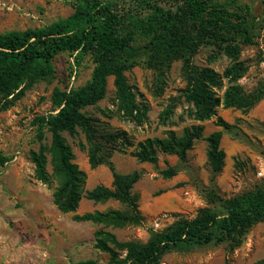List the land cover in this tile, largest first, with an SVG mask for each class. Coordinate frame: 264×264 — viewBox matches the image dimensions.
I'll return each mask as SVG.
<instances>
[{"label":"trees","instance_id":"trees-1","mask_svg":"<svg viewBox=\"0 0 264 264\" xmlns=\"http://www.w3.org/2000/svg\"><path fill=\"white\" fill-rule=\"evenodd\" d=\"M264 3V0H259ZM72 11L39 27L0 32V110L8 109L34 83L48 80L55 74L53 60L62 53L74 56L79 67L85 57L93 63L89 79L68 89L55 88L52 93L54 111L37 116V150H30L35 176L45 184L57 180L53 203L61 212H74L83 196L94 202L114 199L124 209L94 210L75 215L79 221L108 223L115 226L139 225L143 216L139 195L133 186L138 171L119 173L108 159L111 151L126 152L139 162H157V152L175 154L186 159L187 150L201 137L202 125L185 127L181 135L167 131L165 137H147L136 144L125 130L111 129L89 116L83 109L95 105L107 92V79L113 77L118 112L135 123L145 117L126 71L137 63L157 73V78L172 61H183L186 80L182 95L190 102L195 120L216 115L217 107H231L248 112L264 98V82L246 90L238 80L249 68L240 59L244 45L255 43L258 17L250 4L240 0H68ZM229 58L219 74L210 66H194L193 56L203 46ZM216 56H211L212 60ZM227 81L222 97L217 89ZM175 102L159 114L165 123L173 114ZM214 124L229 130L232 124L217 116ZM80 128L88 143L87 158L91 168L108 164L111 186L96 185L83 189L86 173L74 161V154L63 132L75 134ZM50 132L49 145L42 143L44 131ZM222 132L214 130L205 137L207 163L212 175L221 172L225 152L220 147ZM48 155L52 174L47 171ZM10 157L0 153L1 167ZM173 176L176 169L162 170ZM217 207L199 208L193 217L179 216L160 230H151L145 242L119 241L104 229L94 230V247L109 255L112 264H161L162 256L173 250H191L209 243H227L231 252L241 245L254 224L264 221V180L250 189L219 198ZM71 264H100L94 259ZM227 264V261L224 262ZM251 264H264V258Z\"/></svg>","mask_w":264,"mask_h":264},{"label":"rangeland","instance_id":"rangeland-1","mask_svg":"<svg viewBox=\"0 0 264 264\" xmlns=\"http://www.w3.org/2000/svg\"><path fill=\"white\" fill-rule=\"evenodd\" d=\"M250 4L258 25L255 43L244 45L240 59L247 60L249 68L238 82L246 90L264 82V3L259 0H240ZM72 11L68 0H0V32L39 27ZM216 57L212 60L211 56ZM74 56L68 52L53 60L55 74L41 80L8 109L0 110V153L10 157L0 170V264H71L94 259L100 264L109 263V255L94 247V230L104 229L115 234L119 241L145 242L151 230H160L179 216L193 217L199 208L217 207L219 198H228L252 188L264 180V98L248 112L240 109L217 107L216 115L203 121L195 120L185 101L182 90L186 80L183 61H172L160 79L157 73L142 62L126 71L128 83L136 101L146 108L145 117L135 123L117 110L113 77L107 79V92L95 105L85 111L111 129L125 130L132 142L147 137H165L167 131L181 135L185 127L201 124V137L187 150L181 161L175 154L157 152V162H139L126 152L111 151L109 160L115 171H138L139 179L133 191L139 195V209L143 219L139 225L115 226L108 223L79 221L75 215L94 210L121 209L124 205L114 199L94 202L83 196L74 212H61L53 203L52 194L57 180L51 183L38 180L29 151L37 150L36 126L33 120L54 111L52 93L55 88L68 89L84 84L90 77L93 63L85 57L79 67L73 64ZM194 66H210L221 74L229 58L216 53L211 46H203L193 56ZM227 81L217 93L222 97ZM175 102L173 114L161 123L163 108ZM217 116L233 125L229 130L214 124ZM221 130L220 147L225 152L221 172L212 175L207 163L205 137ZM70 145L74 161L86 173L83 189L96 185L111 186L112 173L108 164L91 168L88 163V143L80 128L75 134L63 132ZM42 143L49 145L50 132L44 131ZM176 169L173 176L162 170ZM47 171L52 174L48 155ZM264 258V221L250 227L243 242L233 251L227 243H209L191 250L173 249L162 256L161 264H251Z\"/></svg>","mask_w":264,"mask_h":264}]
</instances>
